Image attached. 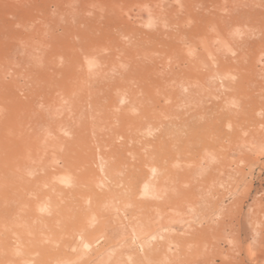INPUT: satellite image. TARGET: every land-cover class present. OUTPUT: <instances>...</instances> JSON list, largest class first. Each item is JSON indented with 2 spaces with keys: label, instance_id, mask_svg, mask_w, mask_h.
I'll return each mask as SVG.
<instances>
[{
  "label": "bare ground",
  "instance_id": "1",
  "mask_svg": "<svg viewBox=\"0 0 264 264\" xmlns=\"http://www.w3.org/2000/svg\"><path fill=\"white\" fill-rule=\"evenodd\" d=\"M191 2L0 0V264H40L42 243L53 251L42 264H97L103 244L124 235L134 261L158 264L166 252L173 264L191 249L220 264L215 234L258 205L245 203L249 192L224 199L221 149L227 124L240 143L264 139L254 98L264 95V0L235 6L246 19L228 20L230 40H214L216 18ZM136 229L141 253L128 236Z\"/></svg>",
  "mask_w": 264,
  "mask_h": 264
},
{
  "label": "rangeland",
  "instance_id": "2",
  "mask_svg": "<svg viewBox=\"0 0 264 264\" xmlns=\"http://www.w3.org/2000/svg\"><path fill=\"white\" fill-rule=\"evenodd\" d=\"M239 2H241V0H227V5L225 3V7L222 5V0H192L191 3H193L195 8L204 14L206 18L210 16L216 18V24L219 32L222 34L218 36L215 34L214 40H221L220 38L223 37L226 40H230L231 28L228 20L233 16L243 22V19H246L242 18V15H246L240 13L242 10H235V6L240 4ZM136 7L137 6L134 7L135 10H137ZM131 13L135 19L134 25L138 26L139 21L136 19L138 16L134 11ZM204 16L198 19L205 18ZM262 19V14L253 13L251 23H253V25H260L262 24ZM259 27L262 29L261 25ZM216 45L217 44L212 43L213 55L223 63L232 61L229 57L227 47H221V45L218 47ZM260 79L264 81V75ZM233 90L237 93L236 89ZM254 98L257 100V103L260 102L258 105L263 106L264 108V95L255 93ZM254 111H249V115L252 114L250 115V118L252 116L255 117L260 115L258 110ZM238 117L239 116L237 115L236 118H234L237 122L242 119L241 115L239 118ZM236 130L237 126L235 124L230 128V131H232L231 135H228L229 127L227 124V146L224 147L225 149H221V152L226 153L227 155V159H225L223 163L227 166L224 172L225 176H227L226 196L224 199L228 203L238 195L249 192V196L245 200V203L247 204L248 202H251L253 197H257L258 205L255 206L257 208L256 212L247 215V217L241 222L240 226L237 224L236 214L230 213L231 215L227 216L224 221L225 230L222 229L215 234L221 240L220 254L215 256V261L220 264H264V139L262 142L258 139L256 141L249 140L245 143H240V141H237L233 137L237 132ZM224 131L225 127L219 126L218 132L222 139L225 138ZM261 131L263 130L258 128L255 132L259 133ZM37 144H39V142H37ZM217 148H220L219 145H217ZM139 197L143 198L144 195ZM131 206H134L137 209L135 204H132ZM90 229H92V226L89 230ZM92 231L94 232L93 236L95 235L94 237H97L98 240L104 237L102 233L105 230L101 231V234H96V228L92 229ZM137 232V229L136 231L133 230L128 236L132 241L131 247L135 249L137 248V251L141 253V248L138 244L139 237L136 236ZM142 233L144 235L146 232L142 231ZM125 236L127 235L115 238L113 242L105 240L106 242L103 244V249L91 259H94V262L97 264H108L113 258L117 260L120 259V264H152L147 259L134 261L126 254V249L122 244H119L120 240ZM142 238H144V240H155V245H159L164 239V234L155 231L152 236L146 233ZM47 247L46 243H42L40 246L38 245L37 251L33 254L39 256L40 264L51 260L53 251H50ZM83 250L84 244L81 245L72 259L81 260V262L84 261L89 255L84 253ZM166 255V252L158 253L156 259L158 264H164V262L167 261ZM191 259L192 262L190 261ZM205 261L207 262L206 257L202 256V254L196 255L191 249H189L184 252L182 257L174 260L173 264H206Z\"/></svg>",
  "mask_w": 264,
  "mask_h": 264
}]
</instances>
